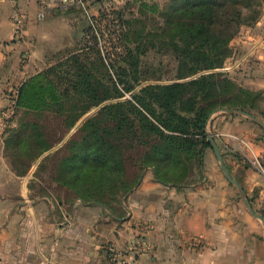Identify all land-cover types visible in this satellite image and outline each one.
<instances>
[{
  "label": "trees",
  "instance_id": "16d2710c",
  "mask_svg": "<svg viewBox=\"0 0 264 264\" xmlns=\"http://www.w3.org/2000/svg\"><path fill=\"white\" fill-rule=\"evenodd\" d=\"M140 5L147 16L157 20L159 31L149 28L148 19L134 16L126 21V37L140 44L126 47L127 66L108 63L99 37L94 35L93 45L30 77L18 99V107L41 117L46 112L59 113L62 132L51 140L44 123L24 119L21 129L30 130L35 149L23 170L13 163L15 170L28 173L41 159L35 178L46 182L42 173L50 169L56 174L54 181L76 195L68 203L81 199L118 215L124 214V199L149 167L160 182L178 188L204 177V154L212 148L207 126L215 111L233 108L257 116L264 107L262 91L239 86L229 73L216 71L231 56V42L241 27L254 26L261 19L264 0H168L165 6ZM117 15L123 19V12ZM139 22L144 28L136 25ZM144 40L149 47L160 43L178 59L196 61L197 66L179 77L188 80L151 83L124 99L135 88L127 80L140 81L143 52L136 54ZM93 57L102 61L105 75L90 67ZM203 69L207 71L199 73ZM99 106V111L66 139L78 120ZM12 141L8 138L6 144ZM60 143L61 148L55 149Z\"/></svg>",
  "mask_w": 264,
  "mask_h": 264
},
{
  "label": "crops",
  "instance_id": "0c3cea01",
  "mask_svg": "<svg viewBox=\"0 0 264 264\" xmlns=\"http://www.w3.org/2000/svg\"><path fill=\"white\" fill-rule=\"evenodd\" d=\"M38 10L37 0H0V264H119L116 249L135 264H264V224L238 203V191L212 148L205 154L204 177L188 187L166 185L153 167L146 169L124 199L123 215L81 199L68 203L38 193L33 171L15 170L5 140L11 126L2 121L6 92L46 67L43 58L29 54L26 41L36 34L45 44L44 25L33 21ZM236 43L240 85L264 94V14L240 31ZM209 129L228 169L264 216V175L253 162L264 165V128L246 116L219 112ZM227 134L240 136V151Z\"/></svg>",
  "mask_w": 264,
  "mask_h": 264
},
{
  "label": "rangeland",
  "instance_id": "374dc122",
  "mask_svg": "<svg viewBox=\"0 0 264 264\" xmlns=\"http://www.w3.org/2000/svg\"><path fill=\"white\" fill-rule=\"evenodd\" d=\"M141 2L158 3L160 6H165L168 0H94V12H92V14L98 13V15L92 17V19H90V17H88L82 10H72L65 13H59L58 15L52 14L43 20L39 19L37 12L36 14H33V21L37 22L35 24H38V26L44 25L43 29L48 35L45 39V44L42 43L41 39L36 34L31 36L29 35L30 37L26 38L28 46H30L29 54H31L35 60H40V58H43V63L46 65V67L43 65L45 68L38 71L31 77L43 72L53 65L58 64L60 61L77 52L79 49L84 48V46L93 45L95 43V38L93 37L94 35L99 37V47L105 54V58L108 63L112 62L113 64L127 66L124 60L127 51L126 47L130 46L136 48L140 44L131 43L129 38L126 37V32L128 31L126 21L130 20L134 16L144 21L148 19L147 23L149 28L155 29L156 32L159 31L157 20H153V17L147 16L141 10ZM117 12H123V19L118 18ZM154 17H157V15H154ZM136 25H138L140 29L144 28L141 22L137 23ZM244 27H246V25L242 26L240 31ZM240 31L231 42V56L226 59L223 68L216 70L229 73L235 79V83H237L239 86L240 79L238 73L240 70L238 69L240 68V65L236 66V62L240 58V50L238 43H236V39L240 36ZM149 46H147V40H144V43L141 45L140 49H137L139 53H137L136 56H139L140 51L143 52V54H141L139 57L140 71L138 74H140V81H136L134 78L127 80V82H130V84H134L135 88L132 92L126 93L124 99L131 98L134 92H137L141 87L151 83H170L188 80L189 78L179 79V77L181 74L189 72L194 66H197L196 61L186 63L181 59H178L173 51L165 49L160 43L153 47ZM32 49L36 51V54L31 52ZM89 62L90 67L98 75H101V72H104L105 75V69L102 66V61L100 59L93 57ZM230 66L236 67H234V69H225ZM206 71V69H203L199 73ZM110 73L114 78H116L112 68H110ZM29 78L27 80H29ZM26 81L19 83L18 85H12L7 89L6 96L9 100V103L4 110L5 114H3L4 119L2 120L3 123L5 122V126H11L10 130L8 129L5 140L12 138L13 141L9 145L6 144V148L8 153L13 156L14 165L19 166L22 170L33 158L32 152L33 149H35V146L32 142V137L28 134L30 130L25 132L24 129H21L24 119L31 121L32 124L33 122L44 123L46 126L45 130L49 134L48 138L51 140L54 138L55 134H60L62 132V127L60 125L61 121L58 118L59 113L46 112V115L41 117L38 113H33L31 110L29 111L18 107L20 90ZM61 88H64V85ZM100 108L101 106L93 107L89 112L83 115L78 120L72 131L67 135L66 139H69L73 133L83 126L89 118L94 116ZM218 113L214 112L208 122L207 130L211 134L214 133L209 129L210 122L214 115ZM257 113L259 116L256 117L264 120L262 113L260 111H257ZM20 140L25 142L22 143V145L14 146V144L18 143ZM62 144H58L55 149L61 148ZM40 161L41 159L37 160L31 168L34 176ZM50 172L51 170L47 169L42 173V176L46 182H42L34 178L32 185L35 187L38 193H49L54 195L58 200L69 202L72 197H75L76 195L72 190L62 187L60 184L55 182L54 178L56 174L53 175ZM230 184L233 188H236L231 182ZM110 197L111 195H106V199H109ZM236 199L239 204L240 201L241 203L245 204L239 191L236 195Z\"/></svg>",
  "mask_w": 264,
  "mask_h": 264
},
{
  "label": "built area",
  "instance_id": "2783aa9c",
  "mask_svg": "<svg viewBox=\"0 0 264 264\" xmlns=\"http://www.w3.org/2000/svg\"><path fill=\"white\" fill-rule=\"evenodd\" d=\"M3 1H11L13 3L16 2V0H3ZM94 0H37L38 3V17L39 19L43 20L49 17L50 15L54 13H65L72 10H82L90 19L92 17L98 15L92 14L94 12ZM15 22L18 25V33L20 37L22 38L24 36L23 34V26L21 21V15L19 13H16L15 15ZM227 69V68H225ZM226 137L232 141L234 146L237 150L240 151V141L243 142V140L240 138V136L227 134ZM254 164L258 166V168L261 170L262 174L264 175V165L262 164L260 159H255ZM113 258L119 262V264H135L133 260H129L126 258V253L120 250H112Z\"/></svg>",
  "mask_w": 264,
  "mask_h": 264
},
{
  "label": "water",
  "instance_id": "95a60500",
  "mask_svg": "<svg viewBox=\"0 0 264 264\" xmlns=\"http://www.w3.org/2000/svg\"><path fill=\"white\" fill-rule=\"evenodd\" d=\"M218 112H227V113H233V114H237V115H242V116H246L249 119H251L252 121H254L255 123H257L258 125H260L261 127L264 128V120H261L260 118L256 117L255 115L244 111V110H237V109H232V108H222L220 110L215 111V113ZM208 140L210 141L211 145H212V149L214 150L220 164L222 167V170L226 176V178L228 179V181H230L239 191L242 199L244 200L246 206L250 209L251 213L254 214L256 217H258L264 224V216H262L253 206L250 198L248 197L244 187L240 184V182L233 176V174L231 173V171L228 169V166L225 162L224 159V155L222 153V150L215 138L214 134H211L208 132Z\"/></svg>",
  "mask_w": 264,
  "mask_h": 264
}]
</instances>
